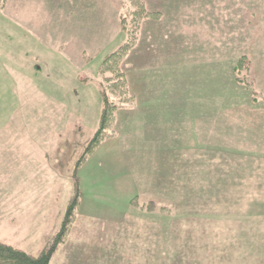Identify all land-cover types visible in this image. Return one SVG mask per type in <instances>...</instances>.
I'll list each match as a JSON object with an SVG mask.
<instances>
[{
    "label": "rangeland",
    "instance_id": "obj_1",
    "mask_svg": "<svg viewBox=\"0 0 264 264\" xmlns=\"http://www.w3.org/2000/svg\"><path fill=\"white\" fill-rule=\"evenodd\" d=\"M144 1L165 8L158 18L141 23L136 46L163 47V52L151 54L169 61L188 58L182 48L174 47L187 43L199 46V52L191 54L206 58L223 49L233 72L237 59L247 54L250 66L239 73L243 79L240 83L233 79L229 87L231 108L246 116L244 139L228 133V148L208 147L197 161L185 158L179 164L157 163L151 151L144 154L141 149L137 157L125 150L123 160L145 190L131 203L144 221L127 220L101 247H81L73 237L78 207L52 264H264V0ZM0 8L16 19L10 28L0 27V191H12L18 182L31 190L21 197L0 192V204L10 206L9 211L0 207V239L38 253L63 224L75 191V166L99 122L96 69L102 57L123 42L121 18L131 19L133 4L132 0H0ZM31 13L39 14L38 19L30 18ZM50 13L54 19L49 20ZM97 26L102 29L101 43L111 40L104 50L95 49L100 44L88 32ZM53 28L64 33L53 32L51 39ZM250 102L255 106L244 105ZM230 123L233 130L239 126L236 113H231ZM115 129L116 135L88 158L117 137L116 125ZM22 171L30 177L14 180L13 172L22 176ZM175 171L181 179L172 186L183 182V188L175 190H181L182 197L175 188H167ZM15 198L23 209L18 220ZM174 202L176 210L168 212L165 207ZM146 218L153 222L146 223ZM170 221L180 225L166 226ZM222 228L225 236L220 238Z\"/></svg>",
    "mask_w": 264,
    "mask_h": 264
},
{
    "label": "crops",
    "instance_id": "obj_2",
    "mask_svg": "<svg viewBox=\"0 0 264 264\" xmlns=\"http://www.w3.org/2000/svg\"><path fill=\"white\" fill-rule=\"evenodd\" d=\"M148 8L165 13V8L152 7L150 4ZM34 17L38 19L39 14L31 13L30 18ZM47 17L49 20L55 18L51 13ZM14 19L12 14L4 12L2 8L0 27L3 30L14 25ZM62 20L65 23L64 19ZM47 25L49 28L50 25L48 23ZM56 29L49 30L51 39L54 36L53 32L64 33ZM100 31H102L100 26L88 31L91 32L97 46L100 44V47L95 48L96 50H104L111 42L107 39L106 43H101L98 39ZM158 32L160 35V30ZM122 34L125 37L123 31ZM174 47L182 48L183 52L188 53V58L183 55L169 61L164 55L151 54L163 52V47L146 43L138 44L133 49L134 53L132 51L133 54L131 53L124 62L129 86L137 101L135 106L121 108L118 111L117 137L104 142L84 164L78 167L77 179L81 189V203L73 230L76 235L73 237L81 247L87 244L101 247V244H108L111 241L127 220L135 223L144 221L140 220L139 208L131 204V199L142 195L145 190H142L140 178L131 176L123 160V155H126L125 150L131 156L137 157L141 149L144 154H149L151 151L150 155L158 159L157 163L179 164L183 163L181 159L185 158L197 161L198 158L203 157L204 150L208 147L212 149L218 146L223 150L228 148L229 135L235 137L237 134L238 139H244L243 126L246 116L239 108L237 110L231 108L230 104L229 87L231 81L236 79L235 71H231L227 61L229 54L223 55L221 49L218 51L221 54H215L210 58L207 56V59L199 54H191L198 53L199 46L187 43ZM83 67L85 68V65ZM135 71L139 72L134 77ZM97 76L99 77L98 73ZM83 80L88 86L89 83ZM236 81L240 83L239 80ZM244 105L255 106L251 102ZM231 113H236V122L239 125L235 130L230 128ZM232 132L234 134L231 135ZM218 140H220L219 144H215ZM185 151H189V154ZM193 151L195 155H191ZM170 157L175 162L171 161ZM19 167L20 165L16 163L15 169ZM184 172L186 175L185 170ZM176 173L177 171L171 173L167 185V188H175L174 191L183 188V182L179 181L181 186L179 184L172 186L174 180L181 179L175 176ZM29 177L30 175L23 171L22 176L19 172H13V179L17 181ZM6 190L8 189H1L0 192L3 195L12 193L15 197H21L31 191L30 188L22 189L19 182L18 185L13 186L12 191ZM175 192L181 196V190ZM14 202L13 212H16L14 219L18 220L22 216L23 209L18 204V198H15ZM0 205L9 211L10 206L5 201ZM2 208L1 210L4 211ZM167 208H169L168 212L173 213L176 210V202L169 204ZM147 222L153 220L146 218ZM164 222L162 220V226L165 225ZM160 223L161 221H158L157 225L159 226ZM179 225L180 221H170L166 226Z\"/></svg>",
    "mask_w": 264,
    "mask_h": 264
},
{
    "label": "trees",
    "instance_id": "obj_3",
    "mask_svg": "<svg viewBox=\"0 0 264 264\" xmlns=\"http://www.w3.org/2000/svg\"><path fill=\"white\" fill-rule=\"evenodd\" d=\"M132 4L131 19L129 20L128 16H121L125 39L98 64L97 73L100 78L98 77L97 84L101 95L99 122L93 136L85 146L84 153L77 161L76 169L104 140L113 138L116 135L115 125L118 111L136 103V96L129 87L124 61L138 42L143 20L158 18L162 13L161 11L150 10L144 0H132ZM248 60L247 54H243L238 58L234 68L236 80L241 81L243 79L239 73L249 68L250 62ZM85 81L89 83L87 79ZM73 177H75V173H73ZM74 188V194L65 210L63 224L53 238H49L38 253L29 252L0 239V264H52L58 245L67 238L69 229L78 214V207L81 203V189L77 179H74ZM135 198L131 199L132 204L135 202ZM224 234L225 228H222L220 236ZM214 235L217 236L215 232Z\"/></svg>",
    "mask_w": 264,
    "mask_h": 264
}]
</instances>
